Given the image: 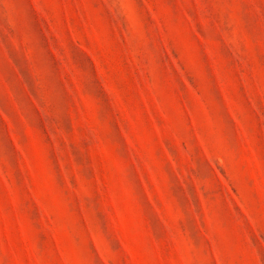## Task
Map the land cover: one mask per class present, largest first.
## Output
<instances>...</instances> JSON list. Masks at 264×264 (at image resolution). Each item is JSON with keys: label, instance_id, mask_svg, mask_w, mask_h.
<instances>
[{"label": "rangeland", "instance_id": "1", "mask_svg": "<svg viewBox=\"0 0 264 264\" xmlns=\"http://www.w3.org/2000/svg\"><path fill=\"white\" fill-rule=\"evenodd\" d=\"M0 264H264V0H0Z\"/></svg>", "mask_w": 264, "mask_h": 264}]
</instances>
